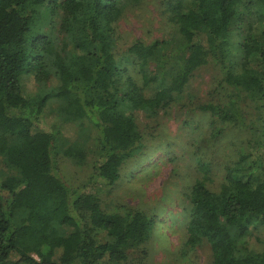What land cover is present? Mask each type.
I'll use <instances>...</instances> for the list:
<instances>
[{"label":"trees","instance_id":"16d2710c","mask_svg":"<svg viewBox=\"0 0 264 264\" xmlns=\"http://www.w3.org/2000/svg\"><path fill=\"white\" fill-rule=\"evenodd\" d=\"M142 2L0 0V156L17 171L16 176H0V264L126 262L129 251L149 239L155 217L123 206L106 212L98 196L62 180L57 141L63 127L92 134V177L114 186L120 169L142 147L135 113L151 114L175 102L198 68L223 66V82L236 92L228 100L233 108L246 98L264 107V0H168L165 13L187 51L168 87H160L149 70L160 43L136 42L127 50L125 60L140 83L115 58L114 25ZM256 5L261 20L252 15ZM36 7L64 14L67 43L62 53L45 36L26 47ZM243 20L244 33L239 28ZM236 26L243 41L240 70L234 72L228 59ZM49 74L56 78L55 87L24 95L23 78L32 76L41 85ZM50 100L58 103V124L47 122ZM197 110L222 120L231 117L211 104ZM221 133L216 129L212 137ZM64 155L85 158L74 149ZM251 157L243 155L227 169L218 191L209 190L204 181L192 187L186 245L207 243L211 264H264V248L253 253L246 241L252 231L264 228V179L259 172L264 173V162L261 156Z\"/></svg>","mask_w":264,"mask_h":264},{"label":"rangeland","instance_id":"374dc122","mask_svg":"<svg viewBox=\"0 0 264 264\" xmlns=\"http://www.w3.org/2000/svg\"><path fill=\"white\" fill-rule=\"evenodd\" d=\"M167 3L168 0H143L139 6L128 8L114 25L115 58L138 83L140 79L135 68L125 60L127 50L134 43L161 44L149 62V70L158 76L160 87H168L179 62L187 55L185 40L165 13ZM243 13L246 18V8ZM252 15L261 20L262 10L256 5ZM64 17L60 10L52 13L47 7H36L29 23L26 47L34 38L45 36L51 39L56 51L62 53L67 43L62 28ZM243 21L239 28L244 33L247 20ZM236 29L237 26L231 35L234 46L228 59L234 72L240 70L239 45L243 41L242 34ZM55 79L49 74L46 82L40 85L32 76L23 78L24 95L32 96L38 90L55 87ZM231 96L235 98L236 92L224 84L223 66L209 63L192 72L175 102L151 114L136 112L142 147L120 169L119 180L114 186L99 184L92 177L94 148L89 137L92 134L78 135L76 128L69 125L61 129L62 136L57 141V168L63 181L98 196L106 212L123 206L155 217L149 239L130 250L126 262L111 264H211L212 254L207 243L194 248L186 245L192 187L196 182L204 181L209 190L218 191L225 183L227 169L236 165L243 155L251 154V159L261 156L264 162V107L259 109L246 98L233 108L228 102ZM208 104L219 106L231 117L222 120L197 110V106ZM57 107L56 101L48 102V123H59ZM216 129L222 133L213 138ZM68 149L85 153L84 160L64 155ZM259 172L264 179V173ZM16 175L17 171L0 156V176ZM97 239L102 240L100 236ZM246 241L251 252H261L264 228L252 231Z\"/></svg>","mask_w":264,"mask_h":264}]
</instances>
